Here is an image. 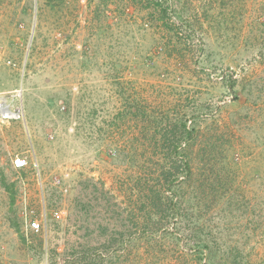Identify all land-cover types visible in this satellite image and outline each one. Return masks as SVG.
I'll return each instance as SVG.
<instances>
[{
	"label": "rangeland",
	"instance_id": "rangeland-1",
	"mask_svg": "<svg viewBox=\"0 0 264 264\" xmlns=\"http://www.w3.org/2000/svg\"><path fill=\"white\" fill-rule=\"evenodd\" d=\"M15 93L0 264H264V0H0Z\"/></svg>",
	"mask_w": 264,
	"mask_h": 264
},
{
	"label": "built area",
	"instance_id": "built-area-1",
	"mask_svg": "<svg viewBox=\"0 0 264 264\" xmlns=\"http://www.w3.org/2000/svg\"><path fill=\"white\" fill-rule=\"evenodd\" d=\"M19 93L15 94H2L0 95V121L1 122H11V121H21L25 118V107L23 102L17 98ZM27 164L26 158H16L14 161V166L16 168H23ZM44 215L41 219L34 218L28 221L29 226L32 230L39 231L46 221ZM56 217H61L59 212H55Z\"/></svg>",
	"mask_w": 264,
	"mask_h": 264
},
{
	"label": "trees",
	"instance_id": "trees-1",
	"mask_svg": "<svg viewBox=\"0 0 264 264\" xmlns=\"http://www.w3.org/2000/svg\"><path fill=\"white\" fill-rule=\"evenodd\" d=\"M148 199L150 200V202H151V201H153V202H154V201H155V199H156V197H153V196L149 195Z\"/></svg>",
	"mask_w": 264,
	"mask_h": 264
}]
</instances>
